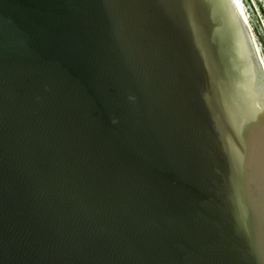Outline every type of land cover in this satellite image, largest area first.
Returning a JSON list of instances; mask_svg holds the SVG:
<instances>
[{"label":"water","instance_id":"95a60500","mask_svg":"<svg viewBox=\"0 0 264 264\" xmlns=\"http://www.w3.org/2000/svg\"><path fill=\"white\" fill-rule=\"evenodd\" d=\"M0 264H264L235 0H0Z\"/></svg>","mask_w":264,"mask_h":264},{"label":"rangeland","instance_id":"374dc122","mask_svg":"<svg viewBox=\"0 0 264 264\" xmlns=\"http://www.w3.org/2000/svg\"><path fill=\"white\" fill-rule=\"evenodd\" d=\"M264 62V0H240ZM259 1V2H258Z\"/></svg>","mask_w":264,"mask_h":264},{"label":"bare ground","instance_id":"6f19581e","mask_svg":"<svg viewBox=\"0 0 264 264\" xmlns=\"http://www.w3.org/2000/svg\"><path fill=\"white\" fill-rule=\"evenodd\" d=\"M235 2H236V5H237V7H238V9H239V12H240V14H241V17H242V19H243V22H244V24H245V26H246V29H247L248 34H249V36H250V39H251V41H252V43H253V46H254V48H255V51L257 52V54H258V56H259V59H260V62H261L262 68L264 69V62H263V60H262V57H261V54H260V51H259V47L257 46L256 41H255V39H254V36H253V34H252V29H251V27H250V23H249V21H248V18H247L246 14H245V11H244V8H243V6H242V3H241L240 0H235Z\"/></svg>","mask_w":264,"mask_h":264},{"label":"built area","instance_id":"2783aa9c","mask_svg":"<svg viewBox=\"0 0 264 264\" xmlns=\"http://www.w3.org/2000/svg\"><path fill=\"white\" fill-rule=\"evenodd\" d=\"M259 2V1H258Z\"/></svg>","mask_w":264,"mask_h":264}]
</instances>
